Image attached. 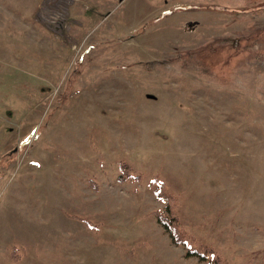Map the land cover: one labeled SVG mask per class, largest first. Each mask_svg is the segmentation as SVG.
I'll list each match as a JSON object with an SVG mask.
<instances>
[{
	"label": "rangeland",
	"instance_id": "obj_1",
	"mask_svg": "<svg viewBox=\"0 0 264 264\" xmlns=\"http://www.w3.org/2000/svg\"><path fill=\"white\" fill-rule=\"evenodd\" d=\"M154 182L264 264V0H0V264H207Z\"/></svg>",
	"mask_w": 264,
	"mask_h": 264
},
{
	"label": "trees",
	"instance_id": "obj_2",
	"mask_svg": "<svg viewBox=\"0 0 264 264\" xmlns=\"http://www.w3.org/2000/svg\"><path fill=\"white\" fill-rule=\"evenodd\" d=\"M152 184L156 185L154 190L156 198L165 204L167 210L166 213L157 211L155 215L158 217L159 223L170 234L173 242L177 245H182L188 255H197L201 260L206 261L207 264H227L212 248L194 243L191 238L182 232L177 226L176 218L174 216H167V212L170 213L172 211L175 197L167 191L162 183L154 182Z\"/></svg>",
	"mask_w": 264,
	"mask_h": 264
}]
</instances>
